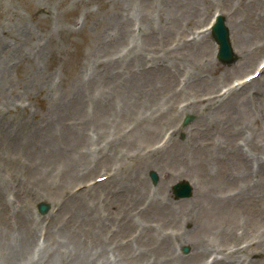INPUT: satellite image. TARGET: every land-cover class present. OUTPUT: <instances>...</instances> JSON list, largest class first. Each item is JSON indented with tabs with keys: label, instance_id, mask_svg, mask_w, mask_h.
Masks as SVG:
<instances>
[{
	"label": "rangeland",
	"instance_id": "374dc122",
	"mask_svg": "<svg viewBox=\"0 0 264 264\" xmlns=\"http://www.w3.org/2000/svg\"><path fill=\"white\" fill-rule=\"evenodd\" d=\"M120 1H126L116 7L117 11L122 9L125 20L124 38L109 50L107 22L113 7L109 0H0V228L8 227L15 235L24 226L35 232L26 258L43 256L40 251L45 247L42 263L70 264L71 255H76L70 242L72 235L85 221V215L76 212L75 204L85 205L94 193L90 206L84 208L101 219L110 217L103 230L107 238L105 254L109 256L119 248L118 254H126L133 264L138 260L140 264H152L156 256L176 258L173 264H247L250 259L254 264H264V215L258 218V210L264 208V175L260 176L252 164L255 160L264 164V72L251 84L238 83L264 61V0H198L196 11L187 8L191 1L176 0L187 13L178 8L175 0L177 8H169L166 0H159L160 7L155 8L163 14L162 20L156 11L150 12L153 0L145 2L149 12L144 10V3L142 9L135 6L134 0ZM216 10L226 16L233 48L239 55L230 66L215 60V45L208 32L205 41L195 38L203 28L200 25H208ZM44 13L51 15L50 19L44 18ZM18 18L31 28L23 38L24 44L19 40L23 34L13 27ZM250 23L252 28L243 35V50L250 51L243 57L236 46L237 37ZM61 26L65 27L63 36ZM150 27H154L153 34ZM255 46L260 51H255ZM23 50L32 55L28 63L20 57ZM136 57L148 58L152 64L145 78L174 77L176 82L161 89L151 103L137 101L134 107V99L112 97V108L102 112L100 104L105 102L100 98L106 88L97 73L117 82L122 78L117 79L118 75L128 68L137 72ZM92 67L97 68L93 83ZM42 84L44 88L40 89ZM74 88L80 90L78 95H74ZM111 89L109 86L108 93ZM212 97L217 98L206 104L204 99ZM227 106V112L201 114ZM185 112L195 116L181 127ZM77 120L82 125L69 132V125ZM241 121L243 124H234L240 130L233 137L232 132H227V122ZM197 127L201 131L210 129L209 137L196 138ZM176 129L182 135L175 132L164 151L149 153L152 143L165 130ZM249 130L258 132L257 141ZM232 138L226 153L218 155L223 162L208 163L215 149L225 148L224 142ZM204 146L209 147L208 152ZM122 153L125 157L120 159ZM229 155L237 162L235 165L224 163ZM150 158L155 159L152 169L158 174L157 184L150 180L149 170L142 168ZM97 162L100 166L94 174ZM36 164H42L44 170L37 173ZM117 167L121 174L115 177H124L118 185L125 190L127 186L129 191L118 199L112 195L118 187H104L109 190L105 196L108 199L98 202L100 183L88 188L84 185ZM166 171L185 174L194 187L193 201L202 202L199 212L193 214V225L188 223L190 216H185L190 205H182L192 197L177 198L171 189L177 180L164 177ZM40 175H46V182L40 181ZM77 185L84 188L72 194ZM29 188L43 199L26 202L27 196L21 194ZM107 202L115 205L109 208ZM40 203L49 205L44 215L38 212ZM86 228L98 231V224ZM192 229L189 239L200 240L197 253L183 236ZM253 237H257L254 243L262 242L255 251L260 243L251 248ZM77 238L83 241L84 235ZM202 240L207 244H201ZM60 241H64L63 247L56 252L53 244ZM221 242L229 252L223 256L213 249ZM85 243L91 247L89 239ZM183 245L189 248L187 254L182 252ZM100 251V246L91 249L90 264L101 263L95 255ZM83 260L81 256L71 264ZM0 264L8 263L0 256Z\"/></svg>",
	"mask_w": 264,
	"mask_h": 264
},
{
	"label": "bare ground",
	"instance_id": "6f19581e",
	"mask_svg": "<svg viewBox=\"0 0 264 264\" xmlns=\"http://www.w3.org/2000/svg\"><path fill=\"white\" fill-rule=\"evenodd\" d=\"M109 1L112 2V4H113V7H112V10L110 12V16H109L108 22H107V27H108L107 40L109 43V45H108L109 50H111V49L115 48V46L117 44H119V42L124 38L123 36L125 33L126 26L123 27V24L125 23V20H123V18H122V14H121L122 9L120 11H117L116 7L117 8H120V6L122 7V5H120V3L126 2V1H118V0H109ZM143 1H148V0H143ZM161 1L163 3L164 0H161ZM199 3L200 2L198 0H191V3L189 6H187V8H190L191 10L196 11ZM208 5H211V4H208ZM41 7H43V9H45V6L41 5ZM168 7L169 8H177L174 0H169ZM180 8H182V7H180ZM47 10H48V7H47ZM72 11L74 13H76L74 10H72ZM245 11H247V10H245ZM74 13H72V14H74ZM160 15H161V13L159 12V17H160ZM50 16L51 15L46 14V13L43 14V17L46 19H50ZM173 18H175V17L173 16ZM61 22H62V20L59 23L61 24ZM252 24L253 23H250V27H248V28L242 27L241 37L240 38L237 37V45L236 46L239 48V51L243 55V57L245 54H247V52L250 51V49H248L247 52H244V50H243V46L245 45V42L243 41V37H244L243 35L245 33H247L248 29L252 28ZM13 27L16 29L14 31L18 32L19 34H23L21 37H19V36L18 37H19V40L22 41L20 44H24V42H23L24 36H27L28 35L27 33L31 32V28H30L29 24L26 21H24V19L18 18L15 21ZM64 30H65V27L61 26L60 36L65 35ZM48 34H49V31H47L46 35L48 36ZM110 35H112V38H110ZM204 38L205 37L202 36L199 41H201V42L204 41ZM204 44H206V43H204ZM196 47H198V44L196 45ZM32 50L33 49H31V53H32ZM254 50L260 51L256 46H255ZM21 53L23 55L20 57H22V59H24V57H25V59H27V63H28V61L30 60L32 55L27 53L24 50L21 51ZM37 55L39 56V52ZM136 60L139 61V58L136 57ZM246 65H248V62L246 63ZM247 67H249V66H247ZM262 67H264V65H262ZM92 69H94V71L92 72V75L90 76L91 83H93L94 80L96 79L95 78V71L97 70V68L95 70V67H92ZM240 69H243V67L240 66ZM143 74H144L143 72L136 74L130 68H128L127 72L123 73L122 75H118L117 79H120L121 77L122 78H121V80H118L116 82L115 78L109 79L107 77L108 75L103 74V73H97V75H99V79L101 80V81L100 80L99 81L102 84H104V86L106 88L104 94H102V96L100 98L101 101L105 102V104L103 106L100 104V106L103 108L102 112L108 113L110 111V109L112 108L110 106V99L112 97L114 98V97H122L123 96V97L129 99L130 101H132V99H134V102H132L133 103L132 107H134L140 97L143 98L147 103H151L153 101L152 100L153 96L159 97V94H160L159 91L161 89L164 91L170 86L171 82L173 84L176 82L174 80V77H171L168 79L162 77V79H160V80H154V79H147V78L143 77ZM109 86L112 88L110 93H108ZM41 88H44L43 84L40 85V89ZM79 91L80 90L78 88H76V89L74 88L73 89L74 95H78ZM212 99H216V97L210 98V99L206 100V102L208 103ZM77 100H79V99H77ZM80 100H81V97H80ZM263 104H264V97H263ZM227 109L229 110L228 106L225 107L224 109L215 108V109L203 111L201 114H203L204 116H206V115L207 116H213L214 113L219 112V111L227 112ZM106 116H108V114ZM238 117H239V115H238ZM198 121L200 123L202 122V120H198ZM203 121H205V120H203ZM243 121H241L239 123L234 122L232 124L227 122V125L229 126L227 129V132H232L233 137L236 136V131H239L240 128H235L234 124H243ZM81 125H82V121L77 120V122H75L73 125H69V132L77 131V127H79ZM255 125H257V124H255ZM196 132H197V133H195L196 138H208L210 133H211L210 129L207 131H201L199 129V127L196 128ZM249 133L251 134V136H253V139H255L257 141V139L259 138L258 132H256L254 134L253 130H249ZM70 135L72 136V134H70ZM199 135H200V137H199ZM12 138L13 137H11V139ZM232 141H233V138L230 139L229 142L225 141L224 142L226 144L225 148H222L220 146L219 148L215 149L216 154L212 157V159L208 163L212 164L214 161L223 162L219 159L218 155L220 153H226L227 147ZM34 143H36V141ZM203 149L205 152H208L209 147L204 146ZM42 152L44 153L45 151H42ZM156 154H153L152 156H154ZM119 156H120V159H123L125 157V154L122 153ZM234 156L236 158L240 157L239 155H234ZM134 157L136 158V155ZM229 157H230V155L228 156V158L225 160L224 163L228 164V165H235V163H237V162L230 160ZM252 164L256 165V171L260 175H264V164L260 160H255L252 162ZM157 165H158V170L160 171L161 167L159 166V164H157ZM142 168H143V170H150L152 168H155V159L150 158L149 160L145 161L142 165ZM186 168H187L186 169V172H187L188 171L187 165H186ZM35 169L37 170V173H39L41 170H44V166L42 164H36ZM172 175H174V176H172ZM45 176H41V175L39 176L40 181L42 183L46 182ZM127 176L128 175H126L127 182H128L129 179ZM121 177H122V180L121 179L120 180L115 179V178L112 179V184H114L115 187L119 188L115 193L112 192V195L117 196L118 199L121 195H123L125 193L127 194V192L129 191L127 186H126V190H125L124 188H122V185H118V184H122V182L124 180L123 175H121ZM164 177H168L169 181H176V180H181L182 178L186 177V175L181 174V173L169 174L166 171V172H164ZM104 187H105V185H103V187L100 186V190L98 192V195L104 196L109 192V190H106ZM30 188L27 191H25L24 194H21V196H24V195L27 196V198H24V200H26V202L32 204L33 202H38L39 200L43 199V197L38 198L39 194ZM124 190H125V192H124ZM92 196H94V193L89 195V198L87 199V202L85 205H82L80 203L75 204L76 209H77L76 212L85 215V221H84L83 225L79 229L75 230L73 235H72V240L70 242H72L71 243L72 247H73L72 251H75L76 255H75V258H72V255H71L70 264L74 263L75 262L74 260H77L81 256L84 257L83 262L82 263H76V264H90L91 261H89V258L91 257V249L96 247V246L101 247V251L95 253L96 257L98 258V261L101 260L100 264H115V263L116 264H124V263L133 264V263L128 262V256L126 254L123 257L121 256V254H118L119 248L116 251L117 253L112 251L111 256L108 255V252L105 254V249L107 247V245L105 244V241L107 238H105L103 230H104V227L107 224V222L110 220V217H107V219H105V220L101 219L99 216L96 215V213H91L88 211L87 208H84V207L90 206V205H88V203H89V200L91 199ZM193 198L194 197H192L190 200L182 203L183 207L190 205V210H189V212L185 213V216H188V215L190 216V218L188 219V223H190L192 225H193V220H194L193 214L196 212H199V208H201V206H202L201 201H199V200L193 201ZM218 198H220V197H218ZM227 198L228 197H225L224 199L227 200ZM77 199L82 201V199H80V198H77ZM106 199H108V197ZM106 204L109 208L111 207V205H115V204H111L108 202ZM93 206H95V205H93ZM92 210H95V209H92ZM88 213H90V214H88ZM263 215H264V208H261L258 210V218L262 219ZM93 223L98 224V231H93L90 228H86L87 225H92ZM121 223L122 222L120 221V225H121ZM117 226H119V224ZM124 226L125 225H123V227ZM126 227L129 228V226H126ZM118 231H119L118 234H120L122 231V228L120 227ZM193 231H194V229L189 230V231H185L183 236H187V238L185 239L186 242L191 246L192 250L197 253L196 249L199 248L201 245H200V240H190L189 239V236H190L191 232H193ZM116 232H117V230H116ZM228 232L229 231H226V233H228ZM229 233L231 235H233V232H229ZM80 234L84 235L83 241H81L80 238L76 239V236H79ZM261 234L264 235V226H263V231ZM34 237H35V232L32 230L30 232L29 230H27L26 226L22 227L21 232L17 235H15L8 227L0 228V256L3 259V261L8 263V264H44V263H42V258L44 256L45 251H46L45 247L40 251V254L42 253L43 256L40 255L39 257H36V258H33V257L26 258L27 250L29 249L30 243L34 240ZM86 239L90 240V246L91 247H88L86 245V243H85ZM256 239H257V237H253V240H252L253 244H252L251 248H254L255 244L260 243V241L254 243L256 241ZM63 243H64V241H60L58 243L53 244L57 249L56 252H60V249L63 247ZM201 244L205 245L207 243H205V241L202 240ZM222 244L223 243L221 242V244L218 247H216V248L213 247V249H217L218 253L223 256L229 252H226L223 249ZM261 246H262V242L260 244H258L255 247V249H253V251H255L257 248H259ZM56 252H54V253H56ZM134 257L136 259L141 258L138 256H134ZM27 260H28V262H27ZM175 260H176V258L172 259V258H169L167 256L166 257L156 256V260L152 264H168L169 262L171 264H173V262ZM255 260H256V258H255ZM256 261H258V260H256ZM182 262H183V259H182L181 263ZM140 263H141L140 260H138L135 264H140ZM242 263H240V264H242ZM45 264H48V261ZM145 264H147V263H145ZM247 264H254V262L250 259L249 261H247Z\"/></svg>",
	"mask_w": 264,
	"mask_h": 264
},
{
	"label": "water",
	"instance_id": "95a60500",
	"mask_svg": "<svg viewBox=\"0 0 264 264\" xmlns=\"http://www.w3.org/2000/svg\"><path fill=\"white\" fill-rule=\"evenodd\" d=\"M213 35L220 45V57L225 60H231V52L228 44V31L226 27L223 24V19L221 17L218 18V23L214 27ZM180 192V191H179ZM183 196L189 195V188L184 187L182 193ZM42 210H45V207L42 208Z\"/></svg>",
	"mask_w": 264,
	"mask_h": 264
}]
</instances>
